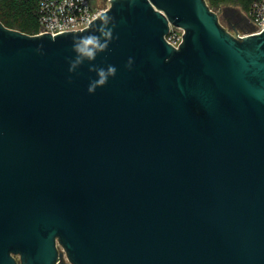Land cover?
<instances>
[{
    "label": "water",
    "instance_id": "water-1",
    "mask_svg": "<svg viewBox=\"0 0 264 264\" xmlns=\"http://www.w3.org/2000/svg\"><path fill=\"white\" fill-rule=\"evenodd\" d=\"M101 25L107 48L70 71ZM64 254L264 264V31L232 34L207 0H111L57 36L0 21V264Z\"/></svg>",
    "mask_w": 264,
    "mask_h": 264
},
{
    "label": "built area",
    "instance_id": "built-area-1",
    "mask_svg": "<svg viewBox=\"0 0 264 264\" xmlns=\"http://www.w3.org/2000/svg\"><path fill=\"white\" fill-rule=\"evenodd\" d=\"M111 1V0H110ZM107 9H98L91 0H40L39 31L36 35H61L67 32L83 31ZM264 31V0H254L250 11L248 30L239 36L260 34ZM184 30L171 26L167 36L169 43L179 48L183 42ZM62 252V248L60 249ZM68 261L66 254L59 262Z\"/></svg>",
    "mask_w": 264,
    "mask_h": 264
},
{
    "label": "clouds",
    "instance_id": "clouds-1",
    "mask_svg": "<svg viewBox=\"0 0 264 264\" xmlns=\"http://www.w3.org/2000/svg\"><path fill=\"white\" fill-rule=\"evenodd\" d=\"M100 35L89 34L79 37L73 44V50L77 53L76 58L71 63L70 71L74 70L79 64L83 63L85 59L95 60V57L98 52H102L107 48V40L111 37V29L107 28L105 25H101L97 29ZM101 37L105 39L102 41ZM133 60L129 58L127 67H131ZM92 71H96L98 79L93 81L89 88L88 92H95L98 86H102L107 83V80L110 76L116 74V68L114 66H108L107 70L103 68H92Z\"/></svg>",
    "mask_w": 264,
    "mask_h": 264
},
{
    "label": "rangeland",
    "instance_id": "rangeland-1",
    "mask_svg": "<svg viewBox=\"0 0 264 264\" xmlns=\"http://www.w3.org/2000/svg\"><path fill=\"white\" fill-rule=\"evenodd\" d=\"M211 8L218 16L223 27L232 34L239 36L248 30L250 0H207ZM98 9H108L111 6L110 0H92ZM6 7L0 5V9ZM67 264H72L66 261Z\"/></svg>",
    "mask_w": 264,
    "mask_h": 264
},
{
    "label": "trees",
    "instance_id": "trees-1",
    "mask_svg": "<svg viewBox=\"0 0 264 264\" xmlns=\"http://www.w3.org/2000/svg\"><path fill=\"white\" fill-rule=\"evenodd\" d=\"M253 1L250 0L249 10ZM0 5L6 7L0 9V21L6 27L29 35L38 33L40 0H0Z\"/></svg>",
    "mask_w": 264,
    "mask_h": 264
}]
</instances>
